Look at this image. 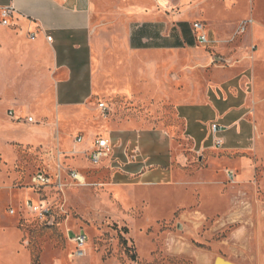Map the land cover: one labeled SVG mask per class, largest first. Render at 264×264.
Masks as SVG:
<instances>
[{"label":"rangeland","instance_id":"1","mask_svg":"<svg viewBox=\"0 0 264 264\" xmlns=\"http://www.w3.org/2000/svg\"><path fill=\"white\" fill-rule=\"evenodd\" d=\"M197 1L201 0H173V10ZM204 1L205 26L218 20L253 21L235 41L249 46L258 93L264 97V31L256 30L252 42L255 20L248 0L235 5ZM255 14L264 22V1L256 4ZM213 43L201 44L208 58L217 53ZM154 88L143 77L130 84V94L142 99H92L90 111H71L63 120L56 112H45V117L36 115L28 124L21 122L20 110L15 117L9 116L10 108L0 110V264H11L9 258L12 264H214L217 258L231 264H264V100L257 97L249 117L242 119V127L248 122L251 126V140H243L246 148L227 152L221 145L198 153L184 139L173 113V66L163 70L160 98L150 97L159 95ZM100 103L111 111L103 113ZM111 121H142L145 127L168 133L179 170L176 182L112 185L102 163L93 164L91 151L81 154L75 142L79 136L86 139L85 126L95 131V139L104 138L105 124ZM75 122L86 125L75 129ZM225 134L232 136L234 131ZM38 171L48 174L52 186H34L32 177ZM70 171L82 175L85 184L71 181ZM59 174L63 190L54 187ZM27 200L48 207L49 216L41 220L30 213ZM78 233L87 236L81 260L73 257L70 241Z\"/></svg>","mask_w":264,"mask_h":264},{"label":"crops","instance_id":"2","mask_svg":"<svg viewBox=\"0 0 264 264\" xmlns=\"http://www.w3.org/2000/svg\"><path fill=\"white\" fill-rule=\"evenodd\" d=\"M217 1L235 5L246 0ZM262 1L248 0L249 15L255 20L252 42L256 30L264 31V22L255 14ZM204 4L197 1L178 12L173 0H0V110L10 108L13 117L32 116L34 122L36 115L56 112L63 120L71 111H90L92 99H142L130 94V84L143 77L159 91L150 97L160 98L163 70L173 66V113L192 150L201 153L215 147V139L227 152L246 148L243 140H251L247 135L251 126L241 123L260 95L251 64L254 56L248 45L233 40L244 19L206 25L217 50L208 58L192 29L194 22L204 21ZM226 40L228 44L221 46ZM216 59L222 60L220 66ZM83 124L75 122V129ZM213 125L223 134L214 138ZM83 129L87 133L86 139L81 136V154L89 153L97 139L109 141L111 152L100 163L112 185L176 182L179 170L172 137L163 129L145 127L142 121H111L105 124L104 138L96 139L94 130ZM228 129L234 131L232 136L224 135ZM134 148L138 153L131 158ZM8 261L12 264V258Z\"/></svg>","mask_w":264,"mask_h":264},{"label":"built area","instance_id":"3","mask_svg":"<svg viewBox=\"0 0 264 264\" xmlns=\"http://www.w3.org/2000/svg\"><path fill=\"white\" fill-rule=\"evenodd\" d=\"M5 16H6V13H5ZM3 24H7V21H3ZM252 24H253V21L241 22L237 27V31L233 37V40L237 36L244 34L246 29L248 28V26H251ZM192 29L195 32L196 38L200 44L209 45L211 43L210 40L208 39V36H207L206 26L202 22H194V24L192 25ZM255 50H256L255 46L250 47L251 52H254ZM99 107L101 108L103 113L107 112V108H106V106H104L103 103H100ZM8 114L10 117H13L12 111H9ZM22 122L28 123V124H33L34 120L31 116H27L24 118V121H22ZM211 129H212L214 138L217 134H220L223 131V129L221 127H219L218 125H213L211 127ZM82 140H83L82 137L79 136L75 139V142L81 143ZM221 145H222L221 140L215 139V147H221ZM110 152H111V146H110L109 142L107 140H104V139H97L94 141V144H93L92 150L89 154V157H90L91 162L93 164L97 165L103 159L107 158L109 156ZM131 153L133 154V156L131 158L136 157V155L138 153V149L134 148ZM228 175H229V177H233L232 174H228ZM68 177L71 181H73L77 185H84L85 184L83 176L80 175L79 173H77L76 171H70L68 173ZM32 183L37 188H46V187L52 186V183H51V180H50V177L48 176V174L41 172V171H38L32 177ZM54 187L57 190H63L65 187V185L62 183V178H61L60 174L57 176L56 184L54 185ZM25 206L30 213L34 214L35 216H37L41 220H45L50 214L48 207L44 206L41 203L38 205L37 204L35 205L30 200H27L25 202ZM10 213L13 214V211H10ZM70 241L74 244L73 257L77 260L83 259L86 256V250H85V245L87 242L86 234L78 233Z\"/></svg>","mask_w":264,"mask_h":264},{"label":"water","instance_id":"4","mask_svg":"<svg viewBox=\"0 0 264 264\" xmlns=\"http://www.w3.org/2000/svg\"><path fill=\"white\" fill-rule=\"evenodd\" d=\"M216 61H217V62H222L221 59H216ZM219 263H223V264H231V263H229V262L223 260L222 258H217V259L215 260V263H214V264H219Z\"/></svg>","mask_w":264,"mask_h":264},{"label":"bare ground","instance_id":"5","mask_svg":"<svg viewBox=\"0 0 264 264\" xmlns=\"http://www.w3.org/2000/svg\"><path fill=\"white\" fill-rule=\"evenodd\" d=\"M219 264H223V263H219Z\"/></svg>","mask_w":264,"mask_h":264}]
</instances>
